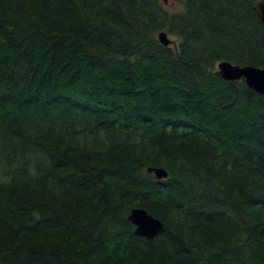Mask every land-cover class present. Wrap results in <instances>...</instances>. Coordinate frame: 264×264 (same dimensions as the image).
Segmentation results:
<instances>
[{
  "label": "trees",
  "instance_id": "1",
  "mask_svg": "<svg viewBox=\"0 0 264 264\" xmlns=\"http://www.w3.org/2000/svg\"><path fill=\"white\" fill-rule=\"evenodd\" d=\"M261 1L0 0V264H264Z\"/></svg>",
  "mask_w": 264,
  "mask_h": 264
},
{
  "label": "water",
  "instance_id": "2",
  "mask_svg": "<svg viewBox=\"0 0 264 264\" xmlns=\"http://www.w3.org/2000/svg\"><path fill=\"white\" fill-rule=\"evenodd\" d=\"M258 10L260 19L264 25V0L258 4ZM158 39L166 47H170L173 43L166 31L159 33ZM217 71L221 78L226 81L244 80L247 87L257 94L264 96V68L251 65L241 66L229 61H223L217 65ZM148 172L155 174L158 181L168 178V173L162 168H150ZM128 220L135 227V234L148 241L153 240L164 229L163 223L159 219L141 208L132 209Z\"/></svg>",
  "mask_w": 264,
  "mask_h": 264
},
{
  "label": "rangeland",
  "instance_id": "3",
  "mask_svg": "<svg viewBox=\"0 0 264 264\" xmlns=\"http://www.w3.org/2000/svg\"><path fill=\"white\" fill-rule=\"evenodd\" d=\"M160 3L163 4L164 8L169 13H177L184 10V0H159ZM169 38L173 41L172 45L177 43V39L173 36H169Z\"/></svg>",
  "mask_w": 264,
  "mask_h": 264
}]
</instances>
